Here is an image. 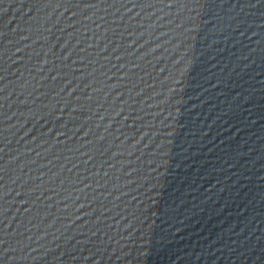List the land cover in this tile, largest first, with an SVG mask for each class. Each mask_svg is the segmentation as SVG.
Instances as JSON below:
<instances>
[{
    "label": "water",
    "instance_id": "95a60500",
    "mask_svg": "<svg viewBox=\"0 0 264 264\" xmlns=\"http://www.w3.org/2000/svg\"><path fill=\"white\" fill-rule=\"evenodd\" d=\"M0 264H264V0H0Z\"/></svg>",
    "mask_w": 264,
    "mask_h": 264
}]
</instances>
